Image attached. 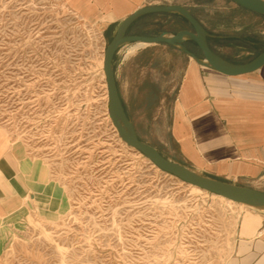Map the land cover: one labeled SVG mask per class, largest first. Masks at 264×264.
Segmentation results:
<instances>
[{"label": "rangeland", "instance_id": "obj_1", "mask_svg": "<svg viewBox=\"0 0 264 264\" xmlns=\"http://www.w3.org/2000/svg\"><path fill=\"white\" fill-rule=\"evenodd\" d=\"M195 13L207 26L218 18ZM106 24L69 0H0V264H222L241 215L263 208L186 183L120 138L101 65L116 27ZM133 44L114 60L126 112L140 139L179 162L168 128L183 58Z\"/></svg>", "mask_w": 264, "mask_h": 264}, {"label": "crops", "instance_id": "obj_2", "mask_svg": "<svg viewBox=\"0 0 264 264\" xmlns=\"http://www.w3.org/2000/svg\"><path fill=\"white\" fill-rule=\"evenodd\" d=\"M69 2L86 13L97 9L101 18L107 19L105 29L113 24L117 27L125 16L139 7L178 3L186 6L207 29L212 49L226 60L246 62L264 49V16L230 0L220 3L219 0H191L190 5L180 0ZM198 7L218 17L211 26L195 13ZM167 21L177 30L189 27L183 19L163 20L162 23ZM157 44L183 58L176 67L179 77L168 128L181 161L207 176L264 191V65L252 72L227 76L198 65L174 46ZM114 70L118 85L120 76L115 65ZM21 166L28 165L23 162ZM10 169H13L11 165L2 167L5 174L10 173ZM10 197L16 206L22 195L15 192ZM47 197L48 212H53L54 206L50 204L55 203V196ZM260 213H264V209L241 215L231 251L222 264H264V237L257 234Z\"/></svg>", "mask_w": 264, "mask_h": 264}, {"label": "water", "instance_id": "obj_3", "mask_svg": "<svg viewBox=\"0 0 264 264\" xmlns=\"http://www.w3.org/2000/svg\"><path fill=\"white\" fill-rule=\"evenodd\" d=\"M238 6L264 16V0H230ZM151 13H175L189 25L176 32L163 30L156 35L129 33L128 28L139 17ZM209 33L201 22L184 5L178 3L152 4L139 7L125 16L117 25L114 34L103 52L102 71L107 91V108L112 124L120 138L131 148L145 155L155 166L180 180L208 192L221 195L237 203L264 209V191L246 185L236 184L207 176L175 160L165 157L154 146L138 136L121 99L115 78L113 57L120 46L127 43H163L176 47L198 65L227 76H236L255 71L264 65V49L246 62L235 63L216 53L208 43ZM193 42L199 55L187 48L186 42Z\"/></svg>", "mask_w": 264, "mask_h": 264}, {"label": "trees", "instance_id": "obj_4", "mask_svg": "<svg viewBox=\"0 0 264 264\" xmlns=\"http://www.w3.org/2000/svg\"><path fill=\"white\" fill-rule=\"evenodd\" d=\"M204 1L208 2V1H211V0H204ZM176 18L181 19V20L183 19L182 17H180L179 15H177L175 13H151V14H146V15H143V16L139 17L137 20H135L130 25V27L128 28V32L130 33L133 28H135L137 26H140L141 31H138V32H135V33H137V34H145V35H156V34H158V33H160L161 31L164 30V27H163L164 24L162 23L163 20H170V19H176ZM170 29L172 30V32L173 31L175 32L177 30V28H175V27L170 28ZM211 41H212V38L208 36V43H209V46L212 48ZM186 45H187L188 49L193 51L195 54L199 55V51H198L196 45L193 42L187 41ZM116 53H115V55L113 57V62H114V60L116 58ZM124 107H125V105H124ZM179 162L184 164V165H187L183 161H179Z\"/></svg>", "mask_w": 264, "mask_h": 264}, {"label": "bare ground", "instance_id": "obj_5", "mask_svg": "<svg viewBox=\"0 0 264 264\" xmlns=\"http://www.w3.org/2000/svg\"><path fill=\"white\" fill-rule=\"evenodd\" d=\"M144 45H147V43H142V42H135L133 45H132V48H131V51L134 49V48H136V47H140V46H144ZM193 61V60H192ZM102 62H103V60L101 61V65H102ZM103 76H104V74H103ZM190 184V183H189ZM192 185V184H191ZM193 186H195V185H193ZM195 187H197V186H195ZM197 188H199V187H197ZM199 189H201V188H199ZM202 190H204V189H202ZM204 191H206V190H204ZM214 194V193H213ZM216 195H218V194H216ZM218 197L220 198V199H222V200H225V201H227V202H230V203H237V202H234V201H232V200H230V199H227V198H225V197H223V196H221V195H218ZM237 204H239V205H245V204H242V203H237ZM246 207H249V206H247V205H245Z\"/></svg>", "mask_w": 264, "mask_h": 264}, {"label": "built area", "instance_id": "obj_6", "mask_svg": "<svg viewBox=\"0 0 264 264\" xmlns=\"http://www.w3.org/2000/svg\"><path fill=\"white\" fill-rule=\"evenodd\" d=\"M257 234L260 237H264V218L260 219V225L257 229Z\"/></svg>", "mask_w": 264, "mask_h": 264}]
</instances>
